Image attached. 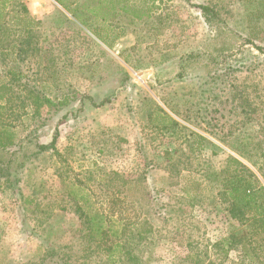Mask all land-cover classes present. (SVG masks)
<instances>
[{"label":"rangeland","instance_id":"rangeland-1","mask_svg":"<svg viewBox=\"0 0 264 264\" xmlns=\"http://www.w3.org/2000/svg\"><path fill=\"white\" fill-rule=\"evenodd\" d=\"M4 12L0 83L16 79L0 128L20 145L0 151V264H60L51 251L66 264H264V235L224 194L231 158L264 185L237 149L264 140V0H8Z\"/></svg>","mask_w":264,"mask_h":264},{"label":"trees","instance_id":"trees-1","mask_svg":"<svg viewBox=\"0 0 264 264\" xmlns=\"http://www.w3.org/2000/svg\"><path fill=\"white\" fill-rule=\"evenodd\" d=\"M8 0H0V31L4 29L7 25L5 12L4 9L6 7ZM201 9L210 15L211 18L215 16L214 10L207 6V5H200ZM255 47L260 53H264V46H260L255 44ZM17 77L22 76L20 72L16 73ZM16 78H11L10 82H3L0 83V113L7 108V104L4 101H7L9 96L8 94H12L13 86L12 84L15 83ZM39 93V92H36ZM35 105L37 108H42V106H55V102L49 97L45 95H38L35 94L33 97ZM60 104V103H59ZM264 129V127H263ZM57 134L54 135L52 144L56 142ZM15 135L14 132H10L6 128H0V151L6 152L9 150L10 147L15 146L18 144L15 142L14 139ZM259 141L252 143L251 148L250 144H245L246 148H237L240 152L239 154L243 156L245 159L249 160V162L257 169V171L262 175L264 178V140L258 139ZM39 144L38 147L40 150H45L49 147H52V144ZM20 145V144H18ZM251 150H254L255 153L251 154ZM12 155L14 154L11 153ZM14 158V156H13ZM13 158H10L6 161V164L13 168ZM230 162L232 164H237L239 167L236 168L240 173L235 174L232 178L226 181L224 187L225 191L224 194L227 196L228 201L230 203V211L233 217L241 220L242 223H247L250 227V231L254 234H261L264 235V185L260 181L258 175L252 171L249 167H247L243 162H241L237 158H231ZM24 163L19 164L23 166ZM14 172V171H13ZM15 174V172H14ZM4 175V174H3ZM8 175V174H7ZM5 183L13 184V180L15 182L18 181V178H12V176L8 175L4 178ZM91 223L92 230L96 227L98 233L103 234L101 224L95 220L94 217H91L88 220ZM96 231V232H97ZM152 227L146 229V232H151ZM246 237V236H243ZM227 241H231V238L228 237ZM243 248H247L246 243L244 242ZM51 259L56 257L53 261L55 263L66 264L63 262L62 258L54 251L49 253Z\"/></svg>","mask_w":264,"mask_h":264}]
</instances>
